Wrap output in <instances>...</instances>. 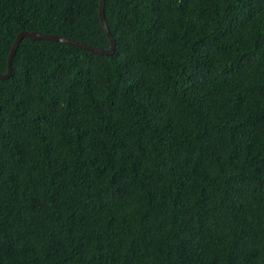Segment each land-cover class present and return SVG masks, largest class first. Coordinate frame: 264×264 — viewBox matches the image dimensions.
I'll return each instance as SVG.
<instances>
[{
    "label": "trees",
    "instance_id": "obj_1",
    "mask_svg": "<svg viewBox=\"0 0 264 264\" xmlns=\"http://www.w3.org/2000/svg\"><path fill=\"white\" fill-rule=\"evenodd\" d=\"M98 8L0 0V74ZM103 10L0 80V264H264V0Z\"/></svg>",
    "mask_w": 264,
    "mask_h": 264
},
{
    "label": "water",
    "instance_id": "obj_2",
    "mask_svg": "<svg viewBox=\"0 0 264 264\" xmlns=\"http://www.w3.org/2000/svg\"><path fill=\"white\" fill-rule=\"evenodd\" d=\"M104 0H99V8H98V15H99V20L101 22L102 28L109 40V48L107 50H103V49H99V48H94L92 46H88L85 44H80L78 42H74L72 40H68L66 38H62L59 36H53V35H47V34H38V33H34V32H20L15 40L14 43L10 49V53L8 55V59H7V71L5 74H0V80H6L9 78L10 74H11V64H12V59H13V55L18 47L19 42L23 39V38H27L30 39L32 41H40V40H45V41H53V42H59V43H63V44H67V45H71L77 48H80L82 50L97 54V55H103V56H109L112 55L114 52V48H115V42L112 39L106 22H105V18H104Z\"/></svg>",
    "mask_w": 264,
    "mask_h": 264
}]
</instances>
